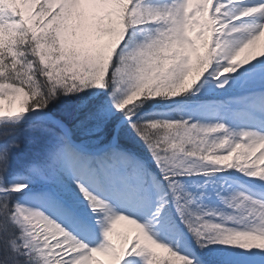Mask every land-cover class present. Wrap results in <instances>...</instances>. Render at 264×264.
<instances>
[{"label": "snow or ice", "instance_id": "1", "mask_svg": "<svg viewBox=\"0 0 264 264\" xmlns=\"http://www.w3.org/2000/svg\"><path fill=\"white\" fill-rule=\"evenodd\" d=\"M262 37L264 0H0V264H264Z\"/></svg>", "mask_w": 264, "mask_h": 264}, {"label": "rangeland", "instance_id": "2", "mask_svg": "<svg viewBox=\"0 0 264 264\" xmlns=\"http://www.w3.org/2000/svg\"><path fill=\"white\" fill-rule=\"evenodd\" d=\"M263 44H264V37L261 38V41H260V43H259L257 49H256L255 52L252 53V54H253V55H256V56H259V54L262 52V51L259 50V46H261V45L263 46ZM245 56H248V58L251 59V56L249 55V52L242 53V54H241V59L244 58ZM194 74H195V73H193V75H194ZM17 105H18V102H17ZM17 105H14V108H15ZM260 151H264V149H261ZM258 155H259V152H257V156H258ZM261 166L264 167V165H261ZM120 232H121V231H120ZM133 232H134V229L131 228L129 234H132ZM121 233H122V232H121Z\"/></svg>", "mask_w": 264, "mask_h": 264}, {"label": "bare ground", "instance_id": "3", "mask_svg": "<svg viewBox=\"0 0 264 264\" xmlns=\"http://www.w3.org/2000/svg\"><path fill=\"white\" fill-rule=\"evenodd\" d=\"M263 38V37H262ZM259 50L264 52V44L263 46H259ZM132 226L131 225H127L126 223L122 222L121 225L118 226V231L122 232V233H128L130 232Z\"/></svg>", "mask_w": 264, "mask_h": 264}]
</instances>
